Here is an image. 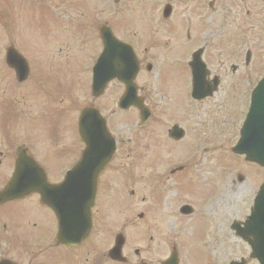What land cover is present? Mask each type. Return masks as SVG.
<instances>
[{
    "label": "rangeland",
    "instance_id": "374dc122",
    "mask_svg": "<svg viewBox=\"0 0 264 264\" xmlns=\"http://www.w3.org/2000/svg\"><path fill=\"white\" fill-rule=\"evenodd\" d=\"M214 1L215 7L229 8L230 48H235L233 40L239 35L243 8L251 10L252 0H244V3ZM152 9L153 2L146 0H124L117 4L112 0H0V85L8 88L4 83L6 81L7 85L10 74H6L2 65L6 48L12 46L30 66L38 90L35 96L22 95V98L73 100V105L67 109L73 115L70 113L71 116L64 119L65 124L56 127L71 133V138L77 137L73 118L75 121L78 112L74 109L79 107L80 110L82 104L86 106L90 102L89 72L98 53V26L106 23L117 38L126 42L129 41L126 25L141 31L145 22H154ZM220 13L219 10L214 19ZM180 78L176 66L168 64L158 84L175 86L180 91L184 88ZM32 82L30 76L24 86L28 88ZM121 94V87L109 86L95 102L107 119L118 150L116 161L105 173L109 180L101 183L97 200L94 231L101 244L100 251L110 247L109 233L122 232L128 239L126 252L132 256V250H144L141 257L147 264H160L168 258L172 247L177 250L179 264H228L238 261V254H245L247 258L246 246L234 237L229 227L248 216L259 181V172L250 174V167L256 166L244 162L245 165L238 156L234 157L230 153L232 147L224 143L215 127L192 133L183 124L187 136L178 145L162 136L163 129L159 133L136 127L127 113L116 109V100ZM77 98L85 101L79 102ZM156 100H161L162 106L171 111L175 108V101ZM111 111L114 114L110 116ZM19 114L18 118L10 114L4 118L0 116V125L4 122L3 129L12 132L23 128L35 132L40 128L35 122L23 125L25 117ZM193 119L202 124L207 121L201 114ZM156 126L152 124L151 127ZM43 127L47 130L51 126L43 123ZM183 159L191 161L185 163ZM176 161L185 167L181 173L170 176L169 170ZM238 174L244 177L242 181L237 180ZM185 205L193 209L189 217L178 214V207ZM139 214H143L142 221L138 219ZM38 216L39 212L32 207L21 205L3 211L0 215V258L20 260L22 264H74L66 253L56 252V256L49 258L46 251L40 252L38 245L33 244L41 232L32 230L29 223L44 224V219ZM137 235L141 236L137 238ZM92 245H86L81 254L73 257L75 264L82 263L83 258L87 259L85 264H91ZM131 260L135 259L131 257ZM247 264L257 262L247 260Z\"/></svg>",
    "mask_w": 264,
    "mask_h": 264
},
{
    "label": "flooded vegetation",
    "instance_id": "af4514ba",
    "mask_svg": "<svg viewBox=\"0 0 264 264\" xmlns=\"http://www.w3.org/2000/svg\"><path fill=\"white\" fill-rule=\"evenodd\" d=\"M112 1L117 4L116 0ZM146 1L153 2L154 22H145L141 31L134 30L131 26L126 25L129 30V41H126V44L131 47L136 59V73L132 80L135 95L132 98L141 101L142 106L147 110V119L142 122L140 113L134 107L121 113H127L131 120L135 122L134 125L140 129L150 128L158 132L163 129L161 131L162 135L174 145L181 144L187 136V130L182 128L184 124L188 128V132L192 133L201 132L203 128L215 127L222 134L225 140L224 143L227 146H235L249 111L251 90L264 77V0H252L251 10L243 8L244 16H241L239 35L233 40L237 47L232 49L230 48L231 39L230 30L228 29L229 8L221 7V5L215 7L214 0ZM239 3H244V0H239ZM219 10L221 11L220 15L214 19V15ZM217 23H221V25ZM104 24L109 27L106 23ZM112 34L115 36L113 31ZM97 37L99 46L94 64L102 49L98 30ZM168 64H174L181 74L180 81L184 88L180 91L175 86L171 88L168 84H164V86L158 84L161 72ZM2 66L6 67L4 61ZM5 67L3 69L10 76L6 79L7 85L6 81L4 83V86H8V88L0 85V92L2 93L0 98L1 118H4L6 114L18 118L17 113H20V117H25L23 125L35 122L40 123V128L35 131L39 133L37 134L25 128L23 129L26 131L18 129L16 132H12L9 129H3L5 128L3 127L4 122L0 125V192L10 179L21 151H24L25 156L31 158L43 169L47 184L51 186L58 185L65 180L67 173L78 163L84 149V144L78 136H72L71 138V133H66L64 130L62 131L63 128L56 127L63 124L64 119L71 116L72 112L67 109L70 105H73V100L56 97H53L54 99L43 98L41 101L38 98H22V95L35 96L38 93L34 86L35 78L30 71V66H28L29 77L23 83H17L14 73ZM30 76L33 82L27 88L24 85L29 81ZM114 85L121 87L122 93L124 92V86L113 80L106 86L104 93L109 86ZM13 93L18 94L20 98H17L18 96L13 97ZM103 95L96 99L90 98L88 105L85 106L84 103L80 110L79 107L74 110L79 112L89 106H96L95 102L97 103ZM156 98H166L167 103L175 101L174 110L171 111L167 106H162L161 100H156ZM77 100L79 102L85 101L84 98H77ZM30 113L32 114L31 117L29 116ZM112 114H114V111H111L110 116ZM198 114L207 117L204 124L193 119ZM44 119H46V126L56 128L49 127L46 130L43 127ZM152 124L157 126L151 127ZM255 125L256 120L247 123L248 133H255ZM173 129L174 132L172 133ZM177 129L183 130V138L180 140H174L179 136ZM254 146L256 144H253L250 138H247L245 147L253 148ZM115 160L116 158L99 174L95 202L90 210L91 231L85 241L76 248H67L57 243L55 237L58 219L53 211L44 205L38 193H33L20 200L0 203V215H3L5 209H10L15 205L32 207L39 212L38 217L44 219V224L32 222L29 223V227L32 230L41 232V236L36 238L33 244L38 245L37 249L40 252L46 251L49 258L56 256V252L66 253V255L72 257L70 258L75 264L73 257L81 254L85 249L83 247L86 245L93 244V249L89 247L93 253L91 264H118L107 258V251L113 246L116 235L122 233H109L110 239L106 240L110 244V248L102 252L99 246L101 244L97 241L96 230L94 231L101 183L109 180L105 173ZM240 160L243 164L253 165L245 162L241 157ZM177 167H180L179 173L184 169L179 164L174 166V168ZM257 171L259 172V188L264 182V170L250 167V174L257 173ZM175 172L173 171L172 174H175ZM239 177L241 181L244 179L240 174L237 175V178ZM54 195L58 201H49L53 206H57L61 200L70 202L61 198L59 194L54 193ZM254 197L248 211L251 209ZM68 209L67 206L65 210L68 211ZM191 214L181 215L189 217ZM2 219L6 222L5 217ZM5 222L2 224L3 229ZM123 236L124 244L121 253L125 261L122 264H147L141 257L143 253L145 254L144 250H132V256L126 252L128 250V239L125 234ZM140 236L137 235V238ZM143 239L141 238V240ZM149 239L151 240V237ZM236 239L245 245L241 239L238 237ZM249 250L246 246L247 258L245 254H238V260L253 261L249 259ZM131 257L136 262L135 260L132 261ZM0 260L3 259L0 258ZM13 261L16 264H22L18 262L20 260L13 259ZM86 262L87 259L83 258V262L79 264H85Z\"/></svg>",
    "mask_w": 264,
    "mask_h": 264
},
{
    "label": "water",
    "instance_id": "95a60500",
    "mask_svg": "<svg viewBox=\"0 0 264 264\" xmlns=\"http://www.w3.org/2000/svg\"><path fill=\"white\" fill-rule=\"evenodd\" d=\"M101 41L103 43V52L99 57L96 66L93 68L92 74V96L94 98L98 97L105 87V85L112 79L116 78L119 82L125 86V94L118 102V107L121 109H126L130 104L137 105L134 101V98H131L134 94L133 85L131 80L135 74V67L133 66V55L130 52L128 46L117 42L112 36L108 29L101 28L99 30ZM7 62L11 66L10 60L12 57V52H8ZM132 60V61H131ZM252 109L250 112L251 119L263 120L264 121V79L263 81L255 88L252 93ZM140 109V108H139ZM142 111V110H141ZM91 120L93 124H90L88 120ZM79 132L82 136L83 141L87 142V150L85 155L81 158L82 165H84V160L94 159L93 154H90L88 150L92 147L91 141L86 140L85 137H88L92 133L97 134L99 139H96L95 147L98 151H101V156L97 157L100 160L96 165L97 172L106 165L110 159L113 150L114 142L107 134V131L104 126V122L99 118L94 109H88L81 113L79 118ZM257 143L258 149L254 150H241L239 147L234 149L235 153H245L246 160L254 162L259 166L264 168V124L258 130ZM86 165V163H85ZM33 172L30 167H25L17 163L15 172L11 181L8 183L4 191L0 195L1 198L12 199L13 197H18L23 191H28L27 188L20 187L21 183H26L25 178L27 175ZM96 177V175H95ZM30 183L32 187V182ZM87 185L89 181L85 182ZM87 194L86 201H90L93 198L94 189H86ZM82 210V209H81ZM247 225H249L250 233H252L256 239L253 242H250L252 253L251 258H255L259 264H264V185L260 188L258 196L254 201V207L251 210V215L247 220ZM88 232V227L86 230H83V233L79 234L76 238L67 237L68 240L81 241L84 239ZM62 234H58V239L66 242L67 240L61 237ZM69 242V241H68ZM66 242L67 245H71ZM119 251V250H118ZM120 253L111 251L110 257L114 260H120ZM163 264H177L176 257L172 254L171 258Z\"/></svg>",
    "mask_w": 264,
    "mask_h": 264
}]
</instances>
